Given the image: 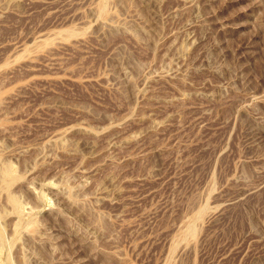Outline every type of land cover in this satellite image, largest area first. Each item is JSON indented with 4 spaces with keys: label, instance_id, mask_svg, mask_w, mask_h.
Listing matches in <instances>:
<instances>
[{
    "label": "rangeland",
    "instance_id": "obj_1",
    "mask_svg": "<svg viewBox=\"0 0 264 264\" xmlns=\"http://www.w3.org/2000/svg\"><path fill=\"white\" fill-rule=\"evenodd\" d=\"M0 264H264V0H0Z\"/></svg>",
    "mask_w": 264,
    "mask_h": 264
}]
</instances>
